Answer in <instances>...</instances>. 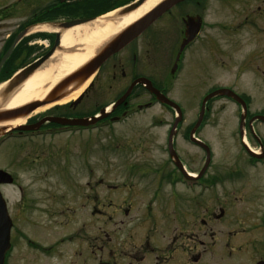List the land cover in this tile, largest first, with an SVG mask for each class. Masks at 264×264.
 I'll use <instances>...</instances> for the list:
<instances>
[{
  "label": "flooded vegetation",
  "instance_id": "1",
  "mask_svg": "<svg viewBox=\"0 0 264 264\" xmlns=\"http://www.w3.org/2000/svg\"><path fill=\"white\" fill-rule=\"evenodd\" d=\"M117 1L121 5L120 8L127 2V0ZM111 2L112 0H0V60L5 54L8 55L5 62L20 60L26 63L35 60L61 38L58 25L74 20L89 23L101 16L100 13L110 10L113 5ZM206 2L207 0H184L173 5L132 41L110 55L91 76L86 89L74 99L75 101L68 103L70 107L77 106L83 97L93 90L91 94L95 99L93 112L48 113L33 121H28L27 118L25 124H33L42 119L44 121L34 131H19L12 128L9 133L0 137V147L8 140L33 142L35 139L51 140L66 132L89 131L97 126L101 129H111L109 126L113 121L124 123L136 114L137 110L152 108L154 96L149 92L146 83L152 86L156 84L153 69L155 50L158 49L159 52L165 43L167 56L165 70L170 77H175L174 75L182 69V60L186 51L198 43L204 31L206 23L202 10ZM178 10L181 31L178 30ZM260 13H264V8L260 9ZM163 25L165 28L159 27ZM193 25L200 26L198 33L181 49L184 40L188 38L187 27L193 29ZM42 44L46 49L41 46ZM30 52L31 55L26 58L25 56ZM139 52L144 53L143 65L138 63ZM24 66L25 64H22L18 69ZM3 67L0 75L4 72L10 75L9 77L18 70L9 74L10 70L3 71ZM138 78L145 79V83H136ZM97 85H102L105 91L102 90L98 94ZM131 86L129 93L119 102ZM160 91L162 92V89ZM137 92L147 94L148 99L132 102L133 98L139 97V93L135 95ZM109 94L119 95L111 101H106ZM246 106L247 116L244 124L240 127V120L237 124L239 142L243 147L242 140L248 142L250 138L249 141L257 144V147H254L260 150V137L251 132L250 126L254 129L258 124L263 123L260 120H253L251 124L249 122L253 116L262 113H250L247 100ZM103 110L107 111L108 115L93 126L60 125L47 119L48 117L86 118L97 115ZM196 120L197 118L185 123L186 119L182 117L170 143L169 130L173 118L163 145L165 157L160 160H150L148 165L146 163L137 165L135 172L138 175L125 177V181L119 184L95 182L99 186H105L102 189L106 192L103 191L101 197L96 193L92 196L90 182L82 183V188L80 184H75L73 180L79 179V176L73 169L66 167V170H59L58 166H52V172L61 179L59 184L62 183L68 189L76 186H79L78 189H84L83 202H80L81 207L76 209L68 204L61 205L52 199L49 205H43L42 199L28 195L26 188L19 183L15 175L9 170L0 168L10 175V180H0V243L2 244L1 238L6 236L7 232L9 237L8 245L7 240L2 245L4 247L2 264H10L16 244L19 242L23 241L27 249L25 255L29 264L32 256L35 255L51 261L50 259L58 254L60 246L73 243L79 236L88 245L100 244L98 247L101 258H104L94 264H198L207 254L211 258L215 254V259L222 261L221 253L224 257L226 254L230 258L232 251L227 248L228 251L226 250L225 253H219V249H216L217 234L229 236L226 247H230L228 244L231 238H238L233 249L237 252H246L243 258L235 261L234 264H264V253L260 254L258 251L264 246V176H251L247 170L249 168L253 171H261L264 168L262 160L248 156V167L213 168L214 152L210 144L196 133L202 129L203 124L197 128L193 136L199 142L191 139L190 132ZM148 123L153 128L161 124L155 125L153 118L148 119ZM178 136L199 152V156L195 155L192 158L195 165L186 160L176 148ZM132 169L131 167L127 170L130 172ZM87 189L90 191L88 192ZM10 190H17L19 197L10 198ZM97 202H100L104 209L101 207L98 209ZM181 203L187 207L185 209L180 207ZM96 209L98 213L93 214ZM108 211L111 213L109 214ZM27 216L35 217L38 221H48L47 223L53 221L56 225L60 223L61 227H68V222L73 219H82V223L76 231L65 233L54 241L46 243L25 235L18 228L17 222L25 220ZM90 217L102 221L93 232L89 229ZM118 217L116 221L115 218ZM108 221H113L115 225V222H118L117 230L109 232L105 227ZM224 222L230 224V229H227L228 225H224ZM244 224L250 226L249 235L246 236L244 234L247 228H244ZM121 232L125 233V237L118 242L117 234ZM87 244L85 251H88ZM85 251L80 246L73 247L71 261L68 263L87 264L84 259L89 256Z\"/></svg>",
  "mask_w": 264,
  "mask_h": 264
},
{
  "label": "rangeland",
  "instance_id": "2",
  "mask_svg": "<svg viewBox=\"0 0 264 264\" xmlns=\"http://www.w3.org/2000/svg\"><path fill=\"white\" fill-rule=\"evenodd\" d=\"M117 2V0H112L111 3L115 6ZM263 8L264 0H207L202 10L203 19L206 23L204 31L198 43L186 51L182 60V69L177 75H174L175 77H170L165 70L167 60L165 43L161 46L159 52L158 49L155 50L153 69L156 84L164 90L168 98L181 107L182 116L186 119L185 123L195 120L204 95L219 87L232 89L236 94L245 98L249 103L250 113L264 114V13H260V9ZM185 10L189 11V9ZM177 13L178 30L181 31L182 25L178 17L179 10ZM159 27L165 28L164 25ZM101 44L102 41L96 44L88 37H84V39L67 44L56 49V51L63 58V55L70 52L84 53L88 48L96 50ZM41 46L46 49L43 44ZM92 54L85 58L78 67L85 63ZM143 54L139 52L138 56V63L141 65L145 61ZM30 55L31 52L25 57L27 58ZM22 62L20 60H10L4 65L3 70L8 71L12 68V72H14L18 69L16 66L22 64ZM5 75L7 76L6 73H4ZM87 86L88 84L83 90ZM102 90L105 91L102 85H97L98 94ZM92 92L93 90L89 91L75 107L68 106V102L64 104L66 106H53L26 119L33 121L48 113L78 114L83 111L93 112L95 105L93 100L95 99L92 98ZM118 95L109 94L106 101H111ZM148 97L147 94L139 93V97L133 98L132 102L145 101ZM239 110L237 105L223 97L213 98L207 104L205 124L196 133L198 137L205 139L210 144L214 152L213 168L249 166L237 133ZM174 115L170 108L156 104L149 110L133 115L125 123L112 125L111 129L99 130V128H94L90 131L66 132L51 140L35 139L33 142L8 140L0 147V168L9 170L15 175L19 183L26 188L28 195L42 199L43 205H49L52 199L54 202L58 201L61 205H63L62 203L68 204L71 208L76 209L79 206L81 207L80 202H83L84 198V189H78L82 183L90 182L92 196L96 193L101 197L103 191L106 192L102 189L105 186H99L95 182L103 181L107 184H119L125 181V177L131 178L138 175L135 172L137 165H144V163L148 165L150 160H160L165 157L163 145ZM150 117L160 119L161 124L154 128L150 127L148 123ZM253 132L260 137V144L264 148V125L258 124ZM245 138L247 139V136ZM177 139L176 148L180 154L186 160L188 159L191 164H194L192 158L195 155L199 156V152L186 141H182L180 136ZM249 140L251 139L249 138ZM249 140L248 145L252 149H256L257 144ZM52 166H58L59 170H66V167L73 169L79 176V179L73 181L75 184L80 185L68 189L62 183L59 184L58 182L61 179L52 172ZM131 167L133 169L129 172L127 169ZM247 170L251 176H264V168L261 171H253L249 168ZM18 197L17 190H10V198L17 199ZM97 203L100 205V202ZM99 205H97L98 209L100 207L104 209L103 205ZM179 205L184 209L187 207L182 203ZM98 209L92 213H98ZM177 210L179 211V208ZM108 213L110 214L111 211H108ZM115 219L118 221L119 217ZM47 222L38 221L35 217L27 216L25 220H19L17 226L25 235L50 243L65 233L76 231L82 223V219L69 221L68 227H61L60 223L56 225L53 221ZM101 222V220L90 217V231H96ZM115 223L116 225L113 221L106 222V229L109 232H114L119 226L118 222ZM223 224L228 225L227 229H230L229 223L224 222ZM244 228H247L244 236L249 235L250 226L244 224ZM214 229L216 228L214 227ZM217 236L216 249H219V253H225L226 250L230 249L232 251L230 258L226 254L225 258L221 253L223 258L221 261L218 258L215 259V254H213V258L207 254L198 264H234L235 261H239L246 254L245 251H240L243 254H239L240 252L233 249L238 238H231L228 244L230 247H226L229 236L227 234H217ZM124 237V232L117 234V241L120 242ZM22 242L16 244L10 264H27L29 262L25 255L26 248ZM85 244L87 243H84L82 237L79 236L73 243L60 246L58 254L50 259L51 261L43 260L40 255H35V257L32 256L29 264H37L36 262H43L42 264H69L73 247L80 246L85 251L87 250ZM98 245L100 244L96 243L95 246L87 244L88 251H85V253L89 257L84 259L87 264H94L104 258H101ZM258 251L263 254L264 246H261Z\"/></svg>",
  "mask_w": 264,
  "mask_h": 264
},
{
  "label": "water",
  "instance_id": "3",
  "mask_svg": "<svg viewBox=\"0 0 264 264\" xmlns=\"http://www.w3.org/2000/svg\"><path fill=\"white\" fill-rule=\"evenodd\" d=\"M145 0H138L136 3H132L126 8H124L120 14L128 13L137 7H139ZM183 0H160L158 3H156L153 7H151L149 10H147L144 14H142L140 17L129 23L128 25L121 28L118 32L107 38L102 42V44L97 47V49L93 52L92 56L82 65L62 77L59 81H57L48 91L47 93L42 97V99H35L32 101H29L25 104H22L17 107L3 109L0 108V134L3 133L7 128L11 127L10 125H2L7 124L8 122H12L17 119H22L25 117L27 113H29L31 110H33L35 107L46 104L48 102L56 101L61 99L62 97L66 96L71 90L78 88L81 86L99 67L100 65L112 54L120 50L122 47H124L126 44H128L130 41H132L135 37H137L144 29H146L151 23H153L162 13H164L167 9L172 7L173 5L181 2ZM82 23L81 20H74L71 22L61 23L59 26L61 29H66L68 27H71L72 25H76ZM196 25H193V29L190 27H187V36L188 39L184 41V43L181 45V47L189 40V38L193 37L195 34ZM56 47L59 46V40L57 39L54 43V46L50 49V51L41 59L37 60L36 62L29 65L27 68L22 70L10 83L2 89L1 93L2 95L5 93L10 92L14 87H17L22 81H24L26 78H28L38 67L42 65V63L54 52ZM7 55L4 56V58ZM0 62V67L2 65V62ZM46 58V59H45ZM152 93L156 96V98L162 102L167 104L168 106L175 109L176 114L178 115L175 117L174 124L172 126V129L170 131V134L174 133V129L178 123V121L181 119L182 114L179 106L160 94L159 91H157L154 88L150 89ZM215 95H225L228 97H231L236 102L240 103L243 108V113L241 114L240 123H243V119L246 116V106L244 101L235 93L228 89H219L214 91L213 93L208 94L202 101L201 109L198 115V122L193 127L191 133L194 132L195 128L200 123V120L203 117L204 114V105L205 102ZM77 102V101H76ZM75 102V103H76ZM262 121H264V116H259ZM63 120V119H60ZM78 121V120H76ZM75 122V121H72ZM92 122V121H91ZM17 129H26L30 128L27 126L18 125L16 126ZM252 154V153H251ZM254 155V154H253ZM5 177L8 179V175L4 172L0 171V177ZM8 238V232L6 233V236H2V244L0 243V250H3L2 245L4 244L5 240ZM2 250L0 251V264L1 262V255Z\"/></svg>",
  "mask_w": 264,
  "mask_h": 264
},
{
  "label": "bare ground",
  "instance_id": "4",
  "mask_svg": "<svg viewBox=\"0 0 264 264\" xmlns=\"http://www.w3.org/2000/svg\"><path fill=\"white\" fill-rule=\"evenodd\" d=\"M159 1L160 0H145L139 7L125 14H120L121 8H118L100 16L97 20L89 22L88 24L86 23L81 26H74L73 28L67 29L62 33L61 47L84 39V37H88L96 44L101 41L103 42L118 32L121 28L140 17ZM94 50L95 49L88 48L85 51L86 53L70 52L67 55H63V58L60 57V53L56 51L51 58H47L48 60L45 61L47 63L44 62L38 67V69L24 80L13 92H11L9 96L1 97L0 95V108H13L35 99H42L57 81L76 69L85 58H88L94 52ZM90 81L91 77L81 86L71 90L61 99L37 106L27 113L24 118L8 122L7 125L20 124L24 122L25 118H30L50 107L64 105L69 101L76 99ZM2 86L3 84H0V89Z\"/></svg>",
  "mask_w": 264,
  "mask_h": 264
}]
</instances>
